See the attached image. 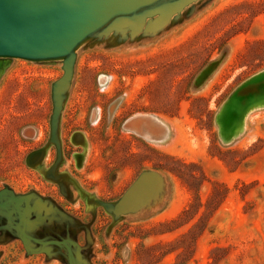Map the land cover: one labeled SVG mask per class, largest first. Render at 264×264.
Masks as SVG:
<instances>
[{
    "label": "rangeland",
    "instance_id": "374dc122",
    "mask_svg": "<svg viewBox=\"0 0 264 264\" xmlns=\"http://www.w3.org/2000/svg\"><path fill=\"white\" fill-rule=\"evenodd\" d=\"M159 14L77 47L53 134L63 60L0 56V191L34 207L0 206V264H70L45 244L65 239L73 264H264V89L235 95L264 71V0H193L151 27ZM150 170L155 201L107 210Z\"/></svg>",
    "mask_w": 264,
    "mask_h": 264
},
{
    "label": "water",
    "instance_id": "95a60500",
    "mask_svg": "<svg viewBox=\"0 0 264 264\" xmlns=\"http://www.w3.org/2000/svg\"><path fill=\"white\" fill-rule=\"evenodd\" d=\"M191 1L193 0H0V56L63 60L64 73L54 82L52 88L53 134L62 107L60 105L58 108V100L60 98V103L64 100L72 78L75 49L86 38L100 30L102 33L112 29L132 28L133 34L141 29L147 16L158 12V20L148 24H151V27L159 26L166 22L172 13ZM257 85L264 89V71L240 84L235 89V95ZM163 183V177L158 171H145L115 204H106V208L119 216L147 205L159 197ZM31 197L32 193L18 196L5 189L0 191V206L16 211L20 219H25L26 216L28 221L27 216L34 209L30 204ZM20 202H25L24 210ZM44 208H47L46 202ZM19 230V235L27 246L31 237L26 233V229ZM48 243L65 245L70 253L69 263L73 264L74 256L70 247L74 244L73 241L54 240L45 244ZM77 255L79 257V252Z\"/></svg>",
    "mask_w": 264,
    "mask_h": 264
},
{
    "label": "trees",
    "instance_id": "16d2710c",
    "mask_svg": "<svg viewBox=\"0 0 264 264\" xmlns=\"http://www.w3.org/2000/svg\"><path fill=\"white\" fill-rule=\"evenodd\" d=\"M187 211H188L187 208L182 210L175 218L171 219L169 221V223H179L178 227H181V226L185 225L186 223H189L193 217H190V219H188L187 221H184V217L186 216ZM167 230L168 231H173L175 229H167ZM194 233H195V229H189L187 232L184 233L183 237L189 236V235L194 234ZM201 233H202V231L197 233L196 237L200 236Z\"/></svg>",
    "mask_w": 264,
    "mask_h": 264
},
{
    "label": "flooded vegetation",
    "instance_id": "af4514ba",
    "mask_svg": "<svg viewBox=\"0 0 264 264\" xmlns=\"http://www.w3.org/2000/svg\"><path fill=\"white\" fill-rule=\"evenodd\" d=\"M51 149H55V151H56V147L54 146V145H52V148ZM55 158H56V156H55ZM47 159H48V157H47ZM47 163V162H46ZM48 164V163H47ZM50 164V163H49ZM48 164V165H49ZM52 164V163H51ZM20 225H16V227H19ZM20 228H22V227H20Z\"/></svg>",
    "mask_w": 264,
    "mask_h": 264
},
{
    "label": "bare ground",
    "instance_id": "6f19581e",
    "mask_svg": "<svg viewBox=\"0 0 264 264\" xmlns=\"http://www.w3.org/2000/svg\"><path fill=\"white\" fill-rule=\"evenodd\" d=\"M76 49H77V48H76ZM76 49H75V51H76ZM59 100H60V99H59ZM60 104H61V103H60ZM58 105H59V104H58ZM59 107H60V106H59ZM59 107H58V108H59Z\"/></svg>",
    "mask_w": 264,
    "mask_h": 264
}]
</instances>
